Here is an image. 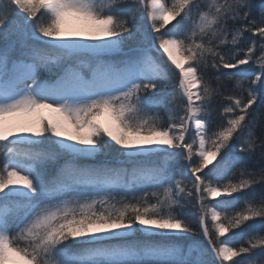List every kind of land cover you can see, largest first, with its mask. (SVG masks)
I'll return each instance as SVG.
<instances>
[{
    "label": "snow or ice",
    "instance_id": "1",
    "mask_svg": "<svg viewBox=\"0 0 264 264\" xmlns=\"http://www.w3.org/2000/svg\"><path fill=\"white\" fill-rule=\"evenodd\" d=\"M0 264H264V0H0Z\"/></svg>",
    "mask_w": 264,
    "mask_h": 264
},
{
    "label": "trees",
    "instance_id": "2",
    "mask_svg": "<svg viewBox=\"0 0 264 264\" xmlns=\"http://www.w3.org/2000/svg\"><path fill=\"white\" fill-rule=\"evenodd\" d=\"M257 2H259V0H257ZM221 199H231V198H221ZM194 239H196V240H200V239H202V238L197 237V238H194Z\"/></svg>",
    "mask_w": 264,
    "mask_h": 264
},
{
    "label": "rangeland",
    "instance_id": "3",
    "mask_svg": "<svg viewBox=\"0 0 264 264\" xmlns=\"http://www.w3.org/2000/svg\"><path fill=\"white\" fill-rule=\"evenodd\" d=\"M231 235H232V234L230 233V234H228V236L224 237L223 239H224V240H228L229 237H230Z\"/></svg>",
    "mask_w": 264,
    "mask_h": 264
}]
</instances>
